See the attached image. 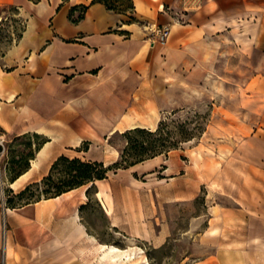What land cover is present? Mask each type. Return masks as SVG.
Masks as SVG:
<instances>
[{"label": "crops", "instance_id": "obj_1", "mask_svg": "<svg viewBox=\"0 0 264 264\" xmlns=\"http://www.w3.org/2000/svg\"><path fill=\"white\" fill-rule=\"evenodd\" d=\"M131 2V14H121L91 0H0V7H15L24 21L20 39L0 58V130L15 138L34 132L50 139L46 131L59 121L71 124L76 144H95L92 139L107 138L112 129H128L129 120L147 129L154 120L156 127L173 106L169 78L194 75L218 55L228 70L233 60H253L250 68L241 70L250 74L248 78L233 89L236 102H222L216 109L221 122L233 129L228 148L236 157L230 170L237 174L230 182L233 188L222 181L221 189L228 190L216 189L207 201L200 237L207 246L190 264H264V0ZM75 5L89 6L80 21L71 23L68 13ZM158 25L170 29L164 45L149 41L150 27ZM37 48L44 58L35 67L39 77L30 83L28 71L23 76L17 66ZM58 64L67 79L61 87L54 73ZM45 144L48 155L39 160L41 148L35 152L38 167L11 190L39 180V173L61 154L50 155V140ZM101 152L93 160L107 162L106 151ZM84 186L10 213L3 210L1 263L107 264L98 260L100 246L133 253L138 249L133 240L149 245L154 236L158 244L163 242L164 228L151 231L141 204L139 211L135 205L132 221H122L111 188L105 189L107 213V199L95 197V186L94 197L110 229L128 243L100 241L82 215L88 204Z\"/></svg>", "mask_w": 264, "mask_h": 264}, {"label": "rangeland", "instance_id": "obj_2", "mask_svg": "<svg viewBox=\"0 0 264 264\" xmlns=\"http://www.w3.org/2000/svg\"><path fill=\"white\" fill-rule=\"evenodd\" d=\"M114 1L122 8L127 5L120 0ZM23 24V18L18 15V12L8 9L0 11V58L14 45L17 32L15 29L22 27ZM43 58L41 48H37L29 56L19 59L18 71L23 76L24 71H28L29 76L26 77L28 82H34V78L39 77L35 67ZM252 64L253 60L250 59L233 60L229 63L228 70L226 63H222L218 55L206 69L202 68L194 75L169 78L168 87L174 102L172 107L166 109L161 119L167 123L169 129L175 127L177 129V126L183 125V128L191 131L194 137L189 141L181 142L175 150L125 169H111L106 173L105 179L94 181L95 183H92L94 186L89 190L88 204L82 210L90 232L96 233L98 239L103 242H114L119 246L128 243L124 242L121 235L110 229L101 206L95 198L101 201H103L102 197L107 199L106 212L109 213L110 201L105 194V189L110 187L122 221L129 219L132 221L135 216V205L139 211L141 204L143 218L151 231L158 232L162 227L165 231L161 244H158L154 236L150 237L149 245L131 241L133 245L138 246V249L133 251L134 255L132 253L131 256L136 258L134 264H190L204 251L207 245L200 240V237L206 226V203L215 197L216 189L220 192L228 190L221 189L222 181H225V185L229 183V187L233 188L230 182L236 179L234 175L237 174L232 173L236 165V157L228 148L229 133L233 129L221 122L216 109L222 102L228 101L232 104L236 102V92L233 89L238 86L237 84L245 82L250 75L246 72L241 73L242 68H250ZM54 73L58 75V84L61 87V83L66 82L67 79L62 78L59 64L55 66ZM70 88L69 86L68 89ZM70 126V123L63 126L59 121H54L52 129L46 131L50 139L34 132L15 138L4 135L0 130V229L2 233L5 229L3 210L19 208L27 202L48 197L54 193L55 187L70 179L59 174L66 166V164H60L51 180L43 181L55 158L45 172L39 173V176L41 175L39 180L25 184L24 188L26 186L28 188L23 194L19 195L24 188L14 190L9 188L10 178L17 171L25 168L29 154L33 152L35 156L37 144L50 140V155L61 152L60 155L69 159L77 157L82 161H96L93 159L99 157L103 149L106 151L107 161L103 163L104 167L118 160L123 145L120 132L113 133L109 138L92 139L95 144L83 140L76 144L73 138L74 131L70 129ZM85 127V130L88 129L91 132L88 126L85 125ZM261 127L264 128V122ZM230 165H232L231 168H228ZM95 186L98 192L94 197ZM117 248L120 249V247ZM1 256L0 253V264H2ZM122 264L131 263L125 261Z\"/></svg>", "mask_w": 264, "mask_h": 264}, {"label": "trees", "instance_id": "obj_3", "mask_svg": "<svg viewBox=\"0 0 264 264\" xmlns=\"http://www.w3.org/2000/svg\"><path fill=\"white\" fill-rule=\"evenodd\" d=\"M120 1L127 3L125 8H122V6L114 0H91L90 4L100 3L104 5L107 10L121 14H125L127 10H129L131 14V11L133 9L131 0ZM88 6L89 5L73 6L68 13V20L71 23H77L78 21H80L83 18ZM2 9H8L10 11L12 10L17 12L16 8L13 6H2L0 7V11ZM129 21H134L133 17L129 16ZM14 22H16V20H14ZM15 31H17L15 42H17L20 39L22 32L24 31V24L22 27H18V29L16 28ZM120 135L123 139V145L120 149L118 160L110 166L104 167L103 163L99 161H82L77 157L69 159L64 155L57 156L49 168L48 175L43 178V181L51 180V178L53 177V173L56 172L60 164H66V166L63 167L59 174H62L63 176L65 175L70 179H68V181L62 182L60 185L55 187L54 193L44 198L55 197L69 190L89 183H93L96 180H103L106 178V173L111 169H125L131 167L147 159L154 158L162 153L168 152L170 150H175L178 148L181 142L189 141L194 137L191 131L185 130L183 128V125L177 126V129L176 127L173 129L167 128V123H165V121L162 119L158 121L154 130L136 127L133 129L125 130ZM45 143L46 140L40 144H37L35 152H37ZM33 158L34 153L32 152L29 154L25 168L17 171L10 178V183L28 169L29 160ZM93 186L94 185L92 184L86 190L88 200L89 190ZM27 188L28 186L20 191L19 195L23 194ZM38 200L40 199H36L32 202ZM28 203L31 202H27L25 204Z\"/></svg>", "mask_w": 264, "mask_h": 264}, {"label": "bare ground", "instance_id": "obj_4", "mask_svg": "<svg viewBox=\"0 0 264 264\" xmlns=\"http://www.w3.org/2000/svg\"><path fill=\"white\" fill-rule=\"evenodd\" d=\"M136 123L134 121H131V120L127 121V126L129 127L128 129H133V128H136V127L145 128V126H142V125H139V124H136ZM148 125L150 127L149 128L150 130H154L155 129L154 120L153 121L152 120H149L148 121ZM128 129H126V130H128ZM117 131L120 132V133H122L125 130H123V127L122 126H119V130L112 129L108 133L107 138H109L113 133H115ZM47 155H48V145L45 144L37 152V156L36 157L39 158V160H40L42 158H45ZM39 160H35V159L31 160L30 161L31 168L29 170H27L26 172L22 173L20 176H18L17 179H15V181L11 182L9 184V187H11L12 189L13 188H16L17 185L20 186V183L21 182H23L26 179H28L29 175L31 174V171L35 170L38 167V162H40ZM90 185H92V183H90ZM90 185H87V186L85 185L84 187L85 188L86 187L88 188ZM6 212L7 213H10L11 212V209H7ZM99 249L101 250V251H99V252H101V254H100V259L98 258V260L105 261L107 264H122L125 261H127V262H129L131 264H134V261H136V258L131 257L132 256V253H128L126 251H123L122 249H119V248H117V247H115L113 245H110V246H107V247L100 246ZM133 255H134V253H133Z\"/></svg>", "mask_w": 264, "mask_h": 264}, {"label": "built area", "instance_id": "obj_5", "mask_svg": "<svg viewBox=\"0 0 264 264\" xmlns=\"http://www.w3.org/2000/svg\"><path fill=\"white\" fill-rule=\"evenodd\" d=\"M168 25L152 26L149 29V41L153 44L164 45L169 35Z\"/></svg>", "mask_w": 264, "mask_h": 264}]
</instances>
